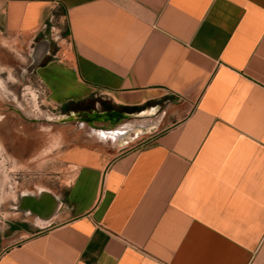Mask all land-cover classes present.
Wrapping results in <instances>:
<instances>
[{
  "label": "crops",
  "instance_id": "obj_1",
  "mask_svg": "<svg viewBox=\"0 0 264 264\" xmlns=\"http://www.w3.org/2000/svg\"><path fill=\"white\" fill-rule=\"evenodd\" d=\"M0 31L49 43L51 105L108 96L149 128L64 149L57 214L4 227L0 264H264V0H0Z\"/></svg>",
  "mask_w": 264,
  "mask_h": 264
},
{
  "label": "rangeland",
  "instance_id": "obj_2",
  "mask_svg": "<svg viewBox=\"0 0 264 264\" xmlns=\"http://www.w3.org/2000/svg\"><path fill=\"white\" fill-rule=\"evenodd\" d=\"M55 17L54 55L70 47ZM35 42L0 31V251L19 240L2 230L23 219V213L11 209L22 192L43 187L59 193L69 183L57 161L64 149L80 143L103 148L96 140L120 134L130 136L123 147L138 144L139 135L132 134L147 124L139 110L117 106L108 96H92L64 110L51 105L34 73H23Z\"/></svg>",
  "mask_w": 264,
  "mask_h": 264
},
{
  "label": "water",
  "instance_id": "obj_3",
  "mask_svg": "<svg viewBox=\"0 0 264 264\" xmlns=\"http://www.w3.org/2000/svg\"><path fill=\"white\" fill-rule=\"evenodd\" d=\"M49 49V43L42 41L33 47L31 54V63L23 70V73L30 74L42 63L47 55ZM107 135H111L112 132H105ZM123 135V134H120ZM99 136V135H98ZM103 138L104 137H99ZM113 148H117L118 145L114 142L113 138L107 137ZM103 141V140H101ZM18 202L14 204L11 209L14 212H22L28 215L36 216L39 223L44 226L50 222V220L57 214L61 202L55 197V195L47 188L38 187L37 194L22 192L18 196Z\"/></svg>",
  "mask_w": 264,
  "mask_h": 264
},
{
  "label": "bare ground",
  "instance_id": "obj_4",
  "mask_svg": "<svg viewBox=\"0 0 264 264\" xmlns=\"http://www.w3.org/2000/svg\"><path fill=\"white\" fill-rule=\"evenodd\" d=\"M144 129H147V128H141V129H138V130H144ZM128 137L129 136L127 134H124V135H121V136L114 135V142H116L120 146L124 145V143L129 141Z\"/></svg>",
  "mask_w": 264,
  "mask_h": 264
},
{
  "label": "trees",
  "instance_id": "obj_5",
  "mask_svg": "<svg viewBox=\"0 0 264 264\" xmlns=\"http://www.w3.org/2000/svg\"><path fill=\"white\" fill-rule=\"evenodd\" d=\"M69 104H72V103H69ZM69 104L62 106V109L64 110Z\"/></svg>",
  "mask_w": 264,
  "mask_h": 264
}]
</instances>
